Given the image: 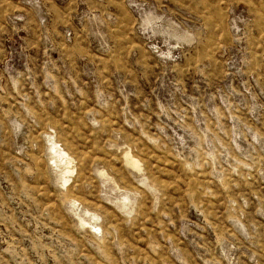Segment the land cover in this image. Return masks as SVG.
<instances>
[{
    "label": "rangeland",
    "instance_id": "1",
    "mask_svg": "<svg viewBox=\"0 0 264 264\" xmlns=\"http://www.w3.org/2000/svg\"><path fill=\"white\" fill-rule=\"evenodd\" d=\"M0 264H264V0H0Z\"/></svg>",
    "mask_w": 264,
    "mask_h": 264
}]
</instances>
